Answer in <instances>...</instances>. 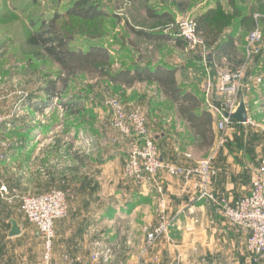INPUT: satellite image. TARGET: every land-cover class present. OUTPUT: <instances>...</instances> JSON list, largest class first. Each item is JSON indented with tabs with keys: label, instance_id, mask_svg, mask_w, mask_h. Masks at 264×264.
I'll return each mask as SVG.
<instances>
[{
	"label": "rangeland",
	"instance_id": "obj_1",
	"mask_svg": "<svg viewBox=\"0 0 264 264\" xmlns=\"http://www.w3.org/2000/svg\"><path fill=\"white\" fill-rule=\"evenodd\" d=\"M84 1L87 4L80 6L81 8H96L104 16L97 17L94 21L82 22L72 21L65 15L67 11H72L77 3ZM235 1L240 2L235 6L239 7L240 11L239 14L229 15L234 17L231 27L226 30L232 32L233 26L244 19L238 38L240 52L228 60H220L215 57L214 48H207L205 42V54L202 55L199 51L188 53L184 49L177 50L176 43L172 44L166 40L150 42L129 31L130 29L153 31L162 35L167 34L171 39L175 36V30H167V27L182 20H191L195 23L194 13L185 14L174 22L155 26L153 22L145 21L143 4L132 5L126 0H0V162L8 159L12 150H19V163H27L29 174L26 188L22 191L8 187L11 182H7L5 178L4 181L0 180V189L3 187L8 192L7 196L1 195L3 198L0 199V207H5L3 200L11 203L19 197H36L61 191L64 193L67 217L70 206L79 198L77 196L82 188L81 184L85 183V177L94 165L96 163L99 166L107 165L111 161L115 164L108 173L119 177L120 185L125 183L130 188L133 184L140 187L149 184L159 189V179L171 177L165 170L156 173L154 180L142 183L137 177L148 175L142 170L140 160L136 172L127 169L133 148L140 152L146 150L145 139L134 133V128L140 123L165 167L189 170L210 160L215 173L207 184L211 194L233 202L249 196L251 183L264 161L262 102L252 111L253 124L228 126L225 141L221 145L218 133L214 129L213 145L206 148L202 146L193 128L177 117L175 106L164 97L156 83L142 81L127 85L122 82L113 83L105 77L82 73L70 77L67 74L60 75V68L52 62L43 48L32 45L29 40L30 37L52 27V21L58 17L57 23L65 22L71 30L77 31L73 42L69 44L70 49L81 52H86L90 47L105 49L110 58L109 66L105 70L110 74L133 71L135 68L154 64L174 67V71H180L177 77L180 87L191 86L193 93H196L197 89L200 90L202 97L200 101L205 110L207 107L204 105L205 95L202 89L206 80L209 76L211 79H217L227 67L242 66L240 64L247 55L246 40L254 27L251 20L254 15L259 18L263 55L260 58H248L241 70L243 74L252 73L264 78V0ZM227 9L229 11V8ZM219 11L220 17L228 15L225 9L221 8ZM59 75L64 83L58 81ZM55 81L58 82L56 95L51 96L46 91L49 83ZM215 95L214 89L209 95V100H216ZM247 99L251 104L252 98L248 96ZM64 105L69 106L68 110H65ZM34 107L43 109L38 111L34 110ZM118 109L129 130L127 134L114 127ZM247 113L246 110V115ZM216 122L217 118L212 117L214 128ZM4 170L5 167L0 166V173ZM171 178L182 179L186 185L193 180L197 181L195 199L198 197L199 178L192 177L193 179L189 181L182 177ZM214 180L217 183L225 181L226 185L239 186L243 189L250 186L249 192L246 196L235 199L222 193L217 194L211 188ZM204 202L210 206L211 212H214L207 217L204 216L205 213L190 219L189 225L188 219L182 218L180 223L187 228L184 231L186 238L180 236L182 231L176 233L177 230H172L179 223V217H176L175 225L160 235L153 245L147 247V231L159 225L162 215L175 216L167 208L160 207L157 223L144 228L141 245L138 243V246H135L130 242L131 246L127 250L131 249V253L126 255L125 251V254H122L123 261L117 262L160 264L159 250L169 244L174 250L168 252L169 264H174L172 263L174 258L171 261L169 256L174 254L176 257L179 251L183 250L189 251L188 253L195 250L199 257L192 255L182 258L184 260L182 264H188L187 262L200 264L202 259H206L208 264H263L264 259L257 261L255 255L248 251L249 233L229 225L220 212H217L209 202ZM18 207L21 209L20 203ZM162 210L166 213H162ZM25 221L29 223L26 219ZM222 223L229 225L226 230ZM237 230L246 234L244 244L240 243L244 237L236 232ZM229 231H232L231 235L228 234V238L225 239L224 235ZM127 243L129 244V241ZM28 244L25 264H42L44 260L42 240ZM185 244L189 247L185 248ZM107 249L109 247H105V250ZM95 250L90 251L89 264H113L114 252L111 248V259L106 263L102 259L98 261L99 263L93 259ZM56 254L55 258L52 245L51 264H85L80 257L68 256L64 250Z\"/></svg>",
	"mask_w": 264,
	"mask_h": 264
},
{
	"label": "crops",
	"instance_id": "obj_2",
	"mask_svg": "<svg viewBox=\"0 0 264 264\" xmlns=\"http://www.w3.org/2000/svg\"><path fill=\"white\" fill-rule=\"evenodd\" d=\"M228 2L229 0H146L144 3L138 2L132 3V5L143 4L145 6V21L153 22L155 26H160V24L165 25L166 23L174 22L180 17H183V15L189 13H194L195 17L198 18L218 7L225 9L227 14L231 15L233 12ZM237 3L240 2L233 1L235 6ZM227 8H229V11ZM235 8L240 11L239 7ZM241 26V21L237 22L233 26L232 32L226 30L220 37L218 44L213 46L216 58L220 60H228L240 52L238 38L240 36ZM132 30L136 33L143 32L146 35V38L144 39L150 42L165 40L169 42L170 39L167 34L162 35L154 33L153 31L145 32L142 29ZM227 37L232 39L234 46L229 55L223 50L225 48V43L228 41ZM179 45L180 46L176 47L177 50L184 51V45L182 43H179ZM144 67H148L151 71H172L178 84L177 77L180 74V71H174V67H170L166 64H154ZM180 88L184 93H190L197 98L200 102V107L197 110L198 112L200 110L204 111L200 101L202 99L200 90L197 89L196 93H193L192 87L188 85L184 88ZM250 98H252L251 104L246 98V109L252 117V111L255 110L254 107H258L260 102L264 104V78L263 85H261L256 93L252 94ZM255 101L257 102L256 105H254ZM175 108L177 113V107L175 106ZM260 108L261 107H259V109ZM177 117L180 119L178 113ZM234 126L245 125L236 123ZM214 129L212 123V133L215 138ZM18 152L19 150H12V153L8 157L9 160L6 159L5 161L0 162V166L5 167L4 172L0 173V180L5 178L7 182H11L8 187L22 191L26 188L29 174L27 163H19ZM113 164H115L114 161L109 162L107 165L101 164L99 166L98 163L94 165L85 177V183L81 184L82 188H80L78 192L79 195L77 196L79 198L73 202L72 206H70L67 217L64 220L55 223V238L53 241L55 258L57 255L56 253L59 254L64 250V253L68 256H78L85 264H89L91 249L109 247L114 252L113 259L115 262L113 260V264H119L117 261H123L124 255L122 254H125V251L127 252L126 255L131 253V249L129 251L127 250L130 248L131 243L135 246H138V243L141 245L144 239L142 234L144 228L152 225L154 226L157 223V216L160 207L164 209L167 208L169 212H172L176 217H179V223L176 225L177 227L172 230H177L176 233L182 231L180 236H184L185 238L186 234H184V231L187 228L180 223L182 218H187L189 221L187 225H189L190 219H195V217H200L205 213L204 216L207 217L214 212H211L212 209L204 201H197L195 199V192L197 191V181L195 180L186 185L183 183L182 179L164 177L158 181L159 189H157L155 185L153 186L149 184L143 185L142 187L133 184L129 188L125 183L120 185V182L118 181L120 179L119 177L115 176L113 173H108L109 171H112ZM106 173L107 175H105ZM219 174L220 172L218 175ZM211 188L212 191L217 194L222 193L226 195V197L235 199L246 196L249 192L250 186L247 189H243L239 186L233 187L232 185H226L225 181L217 183L214 180ZM2 198L3 197H1L0 194V199L2 200ZM3 202L5 203V207H0V264H25V256L28 255L27 253L29 250L28 243L40 241L39 235L35 227L26 223L25 218L20 211L21 209L18 207L19 201L14 200L13 202L8 203L3 200ZM10 221H14L16 225L20 227V235L15 237L8 236V233L11 230ZM227 226H229L227 223H222L224 230L227 229ZM189 227L190 226H188V228ZM200 231H202V229H200ZM231 232L229 231V233H225L224 236L226 237L224 238L227 239L228 234L231 235ZM236 232L243 235L244 238H241L240 243L243 242L242 244H244L246 240V236H244L245 233L238 230ZM127 241H129V244ZM184 242L186 241L184 240ZM185 245V248L189 247L187 244ZM171 248H173V246H170L169 244L167 247H161L159 250L161 258V262H159L160 264H169L167 259L168 252L170 253L174 251ZM183 251H179L180 256L177 255L175 257L174 254L173 256H169L171 261L174 258L172 263L182 264L184 258L189 256L192 257V255L193 257H199V254H196L195 250L193 253H188L189 251L187 250ZM187 263L192 264L189 262ZM200 264H208V261L206 262V259H202Z\"/></svg>",
	"mask_w": 264,
	"mask_h": 264
},
{
	"label": "built area",
	"instance_id": "obj_3",
	"mask_svg": "<svg viewBox=\"0 0 264 264\" xmlns=\"http://www.w3.org/2000/svg\"><path fill=\"white\" fill-rule=\"evenodd\" d=\"M258 19L257 15L253 16L254 27L246 40L245 51L247 55L241 64L242 66L227 67L220 73L217 79H211V76H209L202 89L205 95L204 105L207 107L204 111L211 115V117L217 118L215 129L218 133L220 145L225 141L227 127L236 125L237 123L229 117H225V115L234 114L241 101H243L246 107V98L256 93L260 86L263 85L262 78L252 73L243 74L241 70L246 65L248 58H260L263 55V50L261 49L263 37ZM171 29L175 30V36L170 40L172 44L181 42L186 52L195 53L199 51L202 55L205 54L204 39L197 33L194 21H179L175 25L171 24L167 27V30ZM205 72L208 74L207 68H205ZM214 89L216 91V100H209V95ZM256 104L257 102L255 101L254 105ZM247 124H253L249 112L246 115V122L241 125ZM114 127L124 134L129 132L119 109L117 110ZM134 133L145 139L144 145H146V150L140 152L135 147L133 148L127 165V169L130 172L137 171L140 166L138 160H140L142 170L148 175L137 177L142 183L154 180L155 174L161 170H165L171 177H182L185 181L193 179L192 177L199 178V193L196 200L209 202L217 212L222 214L229 225L248 232V251L255 255L258 259L257 261L264 259V161H262L251 183L249 196L233 202L224 197H215L208 191V181L215 174L210 160H206L189 170L179 167H165V164L159 160L156 148L151 143L141 123L134 128ZM0 192L2 196L8 195V192L3 187L0 189ZM17 200L20 203L24 218L35 227L44 245V260L42 264H51L50 250L55 238L54 225L57 220L66 217L67 208L64 193L53 191L49 194L36 197H19ZM162 213H165V211L162 210ZM175 219L176 215L173 217H166L165 214L162 215L159 225L153 229H149L146 233L147 247L153 245L160 235L169 228H172L175 225ZM93 259L97 263H99L100 259L105 263L108 262L111 259L110 248L107 250H105V247L97 248Z\"/></svg>",
	"mask_w": 264,
	"mask_h": 264
},
{
	"label": "trees",
	"instance_id": "obj_4",
	"mask_svg": "<svg viewBox=\"0 0 264 264\" xmlns=\"http://www.w3.org/2000/svg\"><path fill=\"white\" fill-rule=\"evenodd\" d=\"M128 3L146 2V0H126ZM234 1V0H233ZM232 0L228 4L233 13L239 14ZM87 4L85 1L77 3L72 11H67L65 15L72 21H94L97 17H103L104 14L96 10V8H81ZM221 8L209 11L206 14L196 18L197 33L204 39L207 48H213L218 44L220 37L224 34L227 28L231 27L234 16L220 17ZM234 9V10H233ZM232 13V14H233ZM56 17L52 21V27L40 34L30 37L32 45H39L43 48L47 56L60 68V75L67 74L68 77L76 74H88L96 77H105L107 80L116 83L122 82L131 85L135 82L149 81L156 83L166 99L172 102L177 107V113L181 120L188 123L194 130V133L206 148L213 145L214 137L212 133V118L204 111H197L200 107V102L190 93H184L178 86L175 76L172 71H151L148 67L135 68L133 71H122L116 74H110L105 70L109 66L110 58L105 49L98 47H90L86 52L75 51L70 49L69 44L73 42L76 32L71 30L66 23H57ZM60 18V17H59ZM253 23V16L251 17ZM244 19H241L243 25ZM171 23V22H169ZM253 25V24H252ZM134 35L146 38L143 32L136 33L132 29L129 30ZM224 52L229 55L233 49V41L227 37ZM171 39H169L170 41ZM178 42L177 46H180ZM225 55V54H224ZM230 57V56H228ZM241 65V64H240ZM234 67H238L235 65ZM58 81L64 83V80ZM57 81L50 82L47 93L51 96L56 95ZM49 104V102H48ZM68 110V105L63 106ZM42 107H34V110L42 111Z\"/></svg>",
	"mask_w": 264,
	"mask_h": 264
},
{
	"label": "water",
	"instance_id": "obj_5",
	"mask_svg": "<svg viewBox=\"0 0 264 264\" xmlns=\"http://www.w3.org/2000/svg\"><path fill=\"white\" fill-rule=\"evenodd\" d=\"M225 117H229L230 119H232L233 121L237 123H241V124L245 123L246 122V107L243 101L239 103V106L234 114L225 115ZM10 225H11V230L8 233V236L15 237V236L20 235L21 233L20 227H18L14 221H10Z\"/></svg>",
	"mask_w": 264,
	"mask_h": 264
}]
</instances>
